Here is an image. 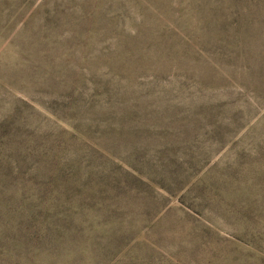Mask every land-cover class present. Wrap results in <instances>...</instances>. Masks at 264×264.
Returning <instances> with one entry per match:
<instances>
[{"label":"rangeland","instance_id":"obj_1","mask_svg":"<svg viewBox=\"0 0 264 264\" xmlns=\"http://www.w3.org/2000/svg\"><path fill=\"white\" fill-rule=\"evenodd\" d=\"M0 135V264H264V0H0Z\"/></svg>","mask_w":264,"mask_h":264},{"label":"trees","instance_id":"obj_2","mask_svg":"<svg viewBox=\"0 0 264 264\" xmlns=\"http://www.w3.org/2000/svg\"><path fill=\"white\" fill-rule=\"evenodd\" d=\"M2 140L5 143H2ZM26 166L27 157L25 153L23 151L19 153L9 145L7 137L0 135V226L1 223H4L9 228V223H13L17 229L25 230L26 233L34 228L38 234L44 232L38 230L37 225L44 224L45 215L36 212L28 201L29 185L25 175ZM61 176L65 177L64 174ZM54 179L55 181L62 180L58 172ZM15 186L19 192V198L13 196L15 195ZM55 229L58 234L68 236L69 232L66 229L58 227Z\"/></svg>","mask_w":264,"mask_h":264}]
</instances>
